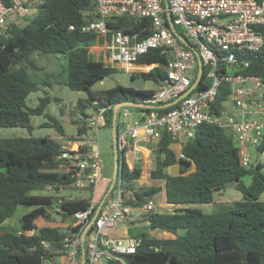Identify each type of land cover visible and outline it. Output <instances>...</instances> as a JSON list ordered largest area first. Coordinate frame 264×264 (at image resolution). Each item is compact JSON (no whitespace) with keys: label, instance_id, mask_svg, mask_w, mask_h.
<instances>
[{"label":"trees","instance_id":"trees-1","mask_svg":"<svg viewBox=\"0 0 264 264\" xmlns=\"http://www.w3.org/2000/svg\"><path fill=\"white\" fill-rule=\"evenodd\" d=\"M37 1L33 17H28L22 26H11L7 34L0 37V127L25 126L31 130V116L44 115L50 121L44 124L52 125L64 134L59 120L46 112L51 100L47 92L39 97L36 106L29 107L26 103L27 96L38 90L41 84L29 77L25 67L14 66L34 49L65 56V84L72 90L87 94L86 98L78 99L75 110L70 111L72 115H80L74 122L80 135L89 123L91 113L87 112L88 109L92 112L98 107H105L103 125L112 128L115 104L145 99L154 93L153 88L141 89L122 84L93 90L91 86L95 82L104 79L116 68L106 65L101 57L97 59L93 56L91 47L97 42V36L81 30L83 24L96 18L92 1ZM70 25L73 29H69ZM108 26L129 34L138 32L140 38L151 31L147 17L121 16L110 21ZM99 41L101 38L98 37ZM234 52L240 62L248 61L247 66L235 73L264 78V49H234ZM168 60L169 54L150 49L136 63H155L156 66L145 72H131V78L140 77L157 83L165 76L163 68ZM29 64L35 66L32 60ZM145 67L138 66V69ZM228 69L220 63L217 73L223 74ZM207 70L205 65L198 89L209 86V79L205 78ZM229 92V83L221 82L211 108L216 114L221 115L226 110L223 103L228 100ZM54 100L60 99L54 97ZM73 139L75 137L68 138ZM175 143L176 140L166 131L161 132L157 143L152 146L154 165L148 171L140 163L129 169L123 162L119 177L126 204L141 206L159 193L163 201L175 204L171 212L142 214L144 221H148V229L165 234L154 237L146 232L139 233L137 236L141 241L135 252L123 255L125 264H264V201L259 199L264 192V163L243 166L240 148L232 133L213 124L197 126L193 136L181 143L183 157L171 147ZM64 146L65 143L49 136L0 137V264H57L53 259L60 255L63 238L78 228L70 223L65 228L62 224H53V214L58 213L63 220L70 219L72 222L75 212L89 207V198L54 199L49 195L30 194L33 189L59 190L70 185L72 180L60 168L58 158ZM263 148L264 139L259 144V149ZM174 165L178 167L177 172L170 174L168 168ZM144 173L163 185L139 184L138 180ZM246 175L251 177L248 184L242 180ZM230 182L240 191L241 198L208 213L195 206L211 203L214 193ZM101 195H98V203ZM113 195L112 190L110 196ZM18 206L30 207L20 217L22 232L2 226L14 215ZM58 208L61 212L56 210ZM96 208L97 205L90 217ZM39 219L44 221L41 226L37 224ZM41 240L47 241L49 247H44ZM108 264L121 263L110 260Z\"/></svg>","mask_w":264,"mask_h":264},{"label":"built area","instance_id":"built-area-1","mask_svg":"<svg viewBox=\"0 0 264 264\" xmlns=\"http://www.w3.org/2000/svg\"><path fill=\"white\" fill-rule=\"evenodd\" d=\"M35 1L0 0V37L6 35L11 26L25 24L37 10L38 5H33ZM91 1L96 18L83 24L81 30L97 36V42L91 48H102L100 59L106 65L127 68L133 64L147 66L145 70L148 71L156 64H137L141 55L150 49L169 54L163 68L165 76L156 83L154 93L145 99L129 101L145 106L125 105L118 110L116 141L127 167L131 169L135 163H140L148 169L147 158L152 152L150 146L157 143L162 131H166L181 148V143L192 137L195 128L201 124H213L229 130L240 148L243 166L248 167L247 146L264 136V78L235 73L247 66L248 61L240 62L234 49H264V0ZM168 15L197 54L173 33ZM121 16L149 18L150 33L140 38L138 32L129 34L112 30L108 23ZM69 29L73 26L70 25ZM98 37L101 38L99 42ZM198 57L202 62V71L205 65L208 67L205 73V78L209 79L207 88H197L202 74L201 71L197 79ZM220 63L233 72L217 73ZM139 71L142 69H134L133 72ZM196 79L195 87L190 90ZM223 81L230 85L228 100L231 101V108L220 115L211 108ZM248 82L251 84L247 85ZM171 101L174 102L161 106ZM104 109L98 107L89 117L87 129L80 135L87 137L67 139L58 155L60 168L72 180L70 185L88 188L92 192L89 207L75 212L72 222L67 219V223L78 228L63 238L61 264H82V242L84 264H108L110 260L125 264L123 255L135 252L141 240L137 235H113L112 231L121 224H131L137 215L154 211L171 212L175 206L174 203L152 199L141 206L126 204L118 175L114 195L105 199L85 232L92 218L91 211L98 205V187L106 182L97 136L91 133L103 125ZM180 148L179 156L183 157ZM56 210L61 212L60 208ZM41 243L49 247L47 241L41 240Z\"/></svg>","mask_w":264,"mask_h":264},{"label":"rangeland","instance_id":"rangeland-1","mask_svg":"<svg viewBox=\"0 0 264 264\" xmlns=\"http://www.w3.org/2000/svg\"><path fill=\"white\" fill-rule=\"evenodd\" d=\"M39 1H35L33 5H38ZM36 11H34L30 17L35 15ZM28 18V19H29ZM23 25V24H22ZM181 31V29L178 27ZM93 56L97 59L100 56L97 53V49H93ZM32 60L34 63V67L29 64V60ZM27 60V61H25ZM23 61V62H22ZM21 63L15 65L17 68L19 66L25 67L29 77L32 80H35L39 84H41L40 88L36 91H32L26 98V103L29 107H34L38 104L39 97L43 96L45 92L51 97L50 103L47 106L46 112L57 118L62 125L64 134L58 132V130L52 125H46L45 122H50L49 119L44 115H32L30 118V122L32 124V129L28 130L25 126H6L0 127V137H11V136H29L32 135L34 137L41 136H49L55 138L56 140L65 143L69 137L75 138H83L87 136H80L77 133V125L74 124L75 121H78L80 115L79 114H70L71 110H75L76 102L80 98H86L87 94L83 91H76L70 89L66 84V76H67V61L66 57L61 54H52V53H43L39 50H32L29 55L22 60ZM116 70L106 76L104 79L95 82L91 88L93 90L110 88L116 84H122L124 86H131L134 88L141 89H155L156 83L152 80L142 79L140 77H136L134 79L131 78V72L127 71L125 68L121 66H113ZM147 67L144 68L141 72H145ZM140 72V71H139ZM229 73H232L233 70L228 69ZM43 82L47 84L42 85ZM251 82H248L247 85H250ZM54 97L59 98V101H55ZM224 107L227 109L231 108V101L227 100L223 103ZM63 108V112H62ZM89 114H93L94 111L90 112V109L87 110ZM90 114V115H91ZM119 121V119H118ZM91 133L97 136L98 141V150L101 154L102 166H103V176L106 179L105 187L104 183H100L98 187L99 194H103L113 174V146H112V131L108 126H100L97 131L92 130ZM151 145V150H152ZM179 144H174L173 148L178 149ZM248 162L250 164H254L259 160H263L264 158V150L261 151L259 147L248 145ZM148 169L153 167V158L152 152L150 158H147ZM245 184L249 183V176H244L242 178ZM117 183V181H116ZM139 184H157L162 186L163 183L158 180L150 179L145 173L141 179L138 181ZM116 191V184L113 187V193ZM30 194L33 195H49L54 199H58L60 197L63 198H89L92 196V192L88 188H76L72 185H67L59 188V190H55L52 188L45 189H33L30 191ZM98 194V195H99ZM102 196V195H101ZM101 198V197H100ZM241 198V193L234 187L232 182L227 183L225 187L221 191H217L214 193V199L211 203L207 204H197L196 207L200 208L203 212H211L216 209L224 208L235 200ZM259 199L264 201V192L259 195ZM154 201H161L160 193L159 195L152 199ZM30 207L28 206H18L14 215L7 219L2 226L6 229L13 230L15 232H22V228L20 225V217L26 212ZM143 215H139L136 218H140L138 222L144 221ZM53 224H62V228L66 227V224L69 220H63L59 214L54 213L53 219L51 220ZM147 220L144 221V224H147ZM44 223L42 219L38 220V226H41ZM36 231V230H35ZM53 261L57 264L62 263V259L60 255L54 257Z\"/></svg>","mask_w":264,"mask_h":264},{"label":"water","instance_id":"water-1","mask_svg":"<svg viewBox=\"0 0 264 264\" xmlns=\"http://www.w3.org/2000/svg\"><path fill=\"white\" fill-rule=\"evenodd\" d=\"M166 2V0H165ZM168 18H169V25H170V28L172 29L173 33L184 43L186 44L187 46L191 47V49L194 50V52L197 54V51L196 49L189 43V41L184 38L181 33L176 29V27L174 26V24L170 21V16L168 15ZM198 70H199V74H198V77L197 79L200 77V72L202 71V62L200 60V58L198 57ZM197 79L193 82V84L191 85L190 87V90L192 88L195 87L196 83H197ZM175 101V100H174ZM174 101H171V102H168V103H165L161 106H168L170 104H172ZM125 105H130V106H145L143 104H139V103H136V102H129V101H123V102H119L117 104H115L113 106V117H112V128H111V131H112V146H113V174H112V178L110 180V183L106 189V191L104 192L102 198L100 199L98 205H97V208L90 220V222L88 223L86 229H85V232L87 231V229L89 228V226L91 225V223L93 222L94 218L96 217L100 207L102 206L103 202L105 201V199L110 195L114 185H115V181L117 179V176L121 173V170H122V165H123V156H122V153L118 150V147H117V134H118V127H117V116H118V110L120 107L122 106H125ZM54 215V214H53ZM83 237H84V234H83ZM85 263V250H84V247H83V242H82V264Z\"/></svg>","mask_w":264,"mask_h":264},{"label":"crops","instance_id":"crops-1","mask_svg":"<svg viewBox=\"0 0 264 264\" xmlns=\"http://www.w3.org/2000/svg\"><path fill=\"white\" fill-rule=\"evenodd\" d=\"M93 49H97V53L99 56H101L102 54V48L100 47H94ZM91 52L93 53V50L91 48ZM116 66H119V65H116ZM127 71H130V72H133L134 69H138V66H135V65H129L127 66V68H125ZM227 109V108H226ZM229 110V109H227ZM254 114H252L253 116ZM251 116V115H250ZM264 139V136L263 138ZM262 139H260L259 141H256L255 143H250L249 145L250 146H255V147H259V144L260 142L262 141ZM176 144V143H175ZM173 145H171V147L173 148ZM180 148V145L178 147V149ZM248 148V146H247ZM246 148V149H247ZM177 149V150H178ZM264 150V148H263ZM261 150V151H263ZM257 162H261V163H264V158L263 160H259ZM113 166V165H112ZM143 167V166H142ZM177 165H174V166H171L168 168V172L170 174H175L177 172ZM246 176H249V175H246ZM251 180V177L249 176V182ZM139 181V180H138ZM107 183V182H106ZM139 215H137L136 217H138ZM141 216V215H140ZM140 218H136V220H134L131 224H121V226H119L118 228L114 229L112 231V234L113 235H120V236H128V235H138L139 233L141 232H146L148 233V235L150 236H154V237H160L162 235H164L165 233L163 231H158V230H150L147 228L146 224H144V221H141V222H138ZM81 263H82V259H81Z\"/></svg>","mask_w":264,"mask_h":264},{"label":"clouds","instance_id":"clouds-1","mask_svg":"<svg viewBox=\"0 0 264 264\" xmlns=\"http://www.w3.org/2000/svg\"><path fill=\"white\" fill-rule=\"evenodd\" d=\"M109 185V184H108ZM113 190V189H112Z\"/></svg>","mask_w":264,"mask_h":264}]
</instances>
